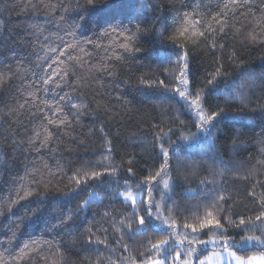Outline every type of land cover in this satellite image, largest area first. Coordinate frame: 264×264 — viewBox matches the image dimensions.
<instances>
[{
    "label": "trees",
    "instance_id": "trees-1",
    "mask_svg": "<svg viewBox=\"0 0 264 264\" xmlns=\"http://www.w3.org/2000/svg\"><path fill=\"white\" fill-rule=\"evenodd\" d=\"M48 2L44 0V4ZM193 2L199 0H95L94 6L79 0L77 8V0H51L56 5L51 9L38 0H0V257L7 264H18L15 258L20 249L32 241L39 242V251L30 252L19 264H110L109 257L115 264H145L152 255L147 241L164 238L168 229L135 234L138 217L132 215V203L118 193L127 189L140 194L136 210L146 217V205L140 201L147 198L145 178L154 175L163 162L161 144L171 155V188L162 203L173 208L172 218L180 231H185L186 218L198 222L197 209L203 214L205 203L211 204L221 193L227 197L222 202L223 210L217 213L222 223L225 217L237 222L241 216L255 220L264 212L259 199L264 194V24L260 23L264 3L253 0L250 9H240L234 19L230 14L229 23L240 32L230 27L228 35L218 37L223 49L217 46L212 50L204 41L189 46L193 91L210 88L205 81L220 61L227 75L217 81L216 87L221 92L237 87L245 96L242 103L211 91L209 108L219 104L225 115L212 136L205 139L206 134L197 130L189 110L158 84L159 80L174 83L175 69L168 57L179 49L167 37L180 23L185 5ZM223 2L202 0L203 5H209L206 11L219 10ZM141 9L147 11L141 13ZM82 16L85 21H81ZM105 21H122L133 31L139 24L142 50L130 54L117 49L116 54L124 59L108 60L102 48L84 44L89 39L107 44V40H97L102 28L109 27ZM76 24L81 27L75 40L91 53L80 54L86 63L59 56L63 47L60 37L74 42L67 32ZM162 25L167 33L159 36ZM253 31L260 34L259 41L249 39ZM48 48L58 50L48 52ZM77 53L78 49L72 54ZM57 57L62 64L52 63ZM69 65L67 82L60 80L56 73L63 74ZM101 65H106L107 71L98 70ZM49 74L63 87L50 84L44 91L42 81ZM142 79L157 83L148 86L141 83ZM241 80L245 81L243 86ZM65 93L70 100L61 99ZM45 103L61 108L60 115L67 124H49L45 116L53 120L57 117L52 115L54 109L44 107ZM73 103L82 105L79 112L72 108ZM37 105L42 112L37 111ZM44 127L54 134L47 146L41 147L39 141L29 143L35 131L43 137ZM163 132L168 135L163 136ZM209 140L212 149L208 148ZM108 147L110 164L117 169L115 175L86 182L82 178L78 186L73 177L98 167ZM214 172L222 173L214 184L200 183ZM152 187V195L161 202L162 184ZM23 189L33 194L9 211L10 199H18L17 191L23 195ZM89 193L94 195L90 197ZM162 211L167 215L166 209ZM69 215L72 220L67 225L56 227ZM263 227L257 222L255 234L264 233ZM244 234L234 225L227 226V235L237 242ZM89 239H106L107 246L89 243ZM256 251L252 248L242 253Z\"/></svg>",
    "mask_w": 264,
    "mask_h": 264
},
{
    "label": "snow or ice",
    "instance_id": "snow-or-ice-1",
    "mask_svg": "<svg viewBox=\"0 0 264 264\" xmlns=\"http://www.w3.org/2000/svg\"><path fill=\"white\" fill-rule=\"evenodd\" d=\"M31 2V0H29ZM39 3L43 4L45 7H50L55 9L56 5L51 4V0L47 4H44V0H38ZM264 3V0H262ZM89 6L95 5V0H87ZM253 4V0H224L222 7L216 11H206L209 5H203L202 0L199 2H193L191 6L185 5V10L182 13V18L180 23L176 26L175 30L168 35V40L171 41L179 51H175L172 56L168 57V60L172 62L175 71L173 72L174 83L168 84L164 80H159L158 84L160 87L171 91L174 94V98H178V102H182V106L187 108L189 112L193 115L197 130L199 132L205 133V139L212 136V131L216 127L217 122L225 115V109L220 107L219 104L215 108H209L207 97L211 94L212 90H215L218 95L224 96L228 100L239 99L242 103L245 100L244 93L237 87H231L226 92H221L219 88L216 87L217 81L226 76L227 73L224 70V65L222 62L218 61L217 66L214 71L209 73V78L206 79L205 83L210 86L208 90L205 88H197L193 91V84L191 80V49L190 45H197L201 41L206 43L207 47L215 50L217 46L221 49L224 48V44L220 42L218 37H223L228 35V29L230 27L235 28V31L240 32V28L229 23L230 14L231 18H235L237 12L240 9L248 10ZM77 8L80 7L79 0L75 5ZM27 7V5H25ZM33 8L36 7L35 4L32 5ZM141 13L147 11V9H141ZM243 14V13H241ZM115 17H113L114 19ZM63 19V17H61ZM81 21H85V17L80 18ZM109 27L102 28L97 37L98 41L107 40V44L97 43L91 39L84 41V44H92L96 48H102L106 54L105 58L111 60L113 58L117 60L124 59L123 56L116 54L117 49H122L127 53H138L142 49L139 47L138 41L141 34V27L138 24L135 31L129 25L123 24V22H118L112 24L111 21H105ZM261 24H264V15L261 17ZM81 27L80 24H76L72 27L67 35L74 38V42L64 41L63 37L60 40L63 42V47L59 49V56L67 55L69 61H74L77 63L84 62V55H91L82 46L80 41L75 40L76 31ZM261 32H264V27H261ZM167 33V28L162 25L161 31L157 33L159 36H163ZM249 39L251 41H259L260 34L255 31L249 33ZM78 53L73 55V52ZM57 48H48V52H57ZM115 54V55H114ZM53 64H62L57 57L53 59ZM49 68L52 67L50 64ZM68 68L63 70V74L57 72L56 76H59L60 80L67 82ZM98 70L107 71L106 65H101ZM47 72V69H44ZM45 85L44 91H48L47 87L50 84H55L56 88H62L63 85L56 81L55 76L49 74L43 81ZM141 83H146L148 86H153L156 81H144L142 79ZM245 81L241 80L240 85L243 86ZM62 100H70L71 96L65 93L61 97ZM72 108L80 111L82 105H77L73 103ZM24 105H21L23 108ZM44 107L54 109L52 115L57 117V120H53L50 116H45L44 118L48 120L49 124L56 127H61L67 124V120L63 118L60 113L63 111L58 106H53L51 104H44ZM37 111L42 112V109L37 105ZM179 119V116L176 117ZM103 132V128L100 129ZM171 131V129H169ZM53 133L44 127V135L41 136L40 131H35V135L30 138L29 143L35 144L37 141L40 142L41 147H46L48 142L52 139ZM167 132H163V136H167ZM195 135V134H193ZM157 139H161L158 137ZM183 140L189 139V137H181ZM110 145L111 141H107ZM208 148H213V143L211 140L208 142ZM160 153L163 156V162L158 170L155 171L154 175H149L145 178L146 180V190L147 198L142 199L140 203L146 205L142 215L137 212V198L136 194L131 190H125L118 193L120 197L123 198L125 202L131 201L132 203V215L138 217L139 226L135 228V234L144 235L149 232H161L163 228L168 229L167 233L164 234V238L157 239L154 243L150 238L147 243L150 245L148 249L149 255L146 258L145 264H264V233L259 235L255 234L257 227V222L264 225V212H261L253 220L250 217L241 216L238 219L232 217H225L222 223L221 218L218 216V212L223 210L222 202L227 199V197L221 193L219 194L211 204L205 203V211L203 214L199 213L197 209L196 216L198 222H189L186 218L183 228L185 231H180L177 222L172 217L175 215L173 208L168 207L163 204L165 199V194L171 188V175L169 171L171 155L167 148L160 145ZM179 158V157H178ZM105 161L109 163H105ZM111 161V147H108L107 152L102 156V159L98 162V167H94L89 170H84L81 175L74 176L76 184L79 186L81 184V179L86 178L87 180H101L104 175H115L117 169L112 167ZM129 173L132 172L130 168ZM34 175V174H33ZM222 175L221 172H214L210 177L201 179L200 183L202 185L208 183H215L216 177ZM246 179L248 177H245ZM23 179V178H21ZM162 184L163 190L161 191V202H157L152 195L154 188L153 185ZM144 189H142L143 191ZM190 191L195 192L196 190L190 189ZM24 194L20 195V190L17 191L18 199H10L9 211L11 207L17 204L20 200H26L33 193L31 190L23 189ZM93 193H89V196H93ZM250 196H255L254 192L249 193ZM260 202L264 206V194L260 196ZM88 203L86 200L84 204L80 207L83 208ZM166 209L167 215L162 211ZM35 215V213H33ZM72 220V216L69 215L66 219L61 218L60 223L56 225L59 227L61 225H67ZM151 221H159V223H152ZM121 223H124L123 221ZM234 225L237 229L244 232L245 234L241 236L239 242H237L233 237L227 235V226ZM20 225L17 224L16 227ZM129 231H132L131 223H128ZM205 229L208 231L205 233ZM190 230V231H188ZM91 235L92 230H88ZM106 231V230H104ZM204 233L209 238L204 239L200 235ZM15 232H13V237ZM38 241H32L31 244L25 243L23 248L20 249L19 255L15 258L19 264V261L24 260L29 256L32 251H39ZM50 243V242H49ZM89 243H105L107 246L106 239H89ZM255 248L258 254L254 255H241V252L250 251ZM125 250H127V245H125ZM174 253V255H173ZM143 255V254H142ZM153 255L155 258H153ZM170 258V259H169ZM110 264H115L111 261L109 257ZM0 264H7L2 257H0ZM58 264V262H55Z\"/></svg>",
    "mask_w": 264,
    "mask_h": 264
},
{
    "label": "rangeland",
    "instance_id": "rangeland-1",
    "mask_svg": "<svg viewBox=\"0 0 264 264\" xmlns=\"http://www.w3.org/2000/svg\"><path fill=\"white\" fill-rule=\"evenodd\" d=\"M134 194H136V198H137V200L140 198V194H138V193H134ZM122 198V197H121ZM123 199V198H122ZM128 202H130L131 203V201H128ZM264 226V225H263ZM263 229H264V227H263ZM239 254H241V255H244L242 252L241 253H239ZM254 254H258V252L256 251L255 253H250L249 255H254Z\"/></svg>",
    "mask_w": 264,
    "mask_h": 264
}]
</instances>
